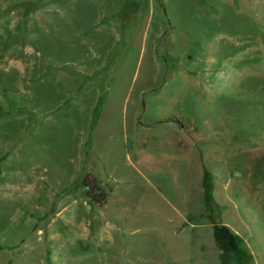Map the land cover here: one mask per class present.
Returning <instances> with one entry per match:
<instances>
[{
  "label": "rangeland",
  "instance_id": "rangeland-1",
  "mask_svg": "<svg viewBox=\"0 0 264 264\" xmlns=\"http://www.w3.org/2000/svg\"><path fill=\"white\" fill-rule=\"evenodd\" d=\"M3 89L0 264H264V0H0Z\"/></svg>",
  "mask_w": 264,
  "mask_h": 264
},
{
  "label": "trees",
  "instance_id": "trees-1",
  "mask_svg": "<svg viewBox=\"0 0 264 264\" xmlns=\"http://www.w3.org/2000/svg\"><path fill=\"white\" fill-rule=\"evenodd\" d=\"M1 94L3 97L8 101L9 103V108L7 110L3 109L2 106L0 105V116L8 115L11 113L13 108L15 107V102L13 100H10L9 95L6 91V89H3ZM16 112H23L26 111V108L19 106L16 107L15 109ZM74 182H70L64 187H62L57 194L61 193H69L71 191V187ZM81 185L87 189V195L91 197V199L98 204L103 203L108 196V191H105L104 189H101L97 179L91 175L90 173L86 174L82 179H81ZM3 247L0 245V249Z\"/></svg>",
  "mask_w": 264,
  "mask_h": 264
}]
</instances>
